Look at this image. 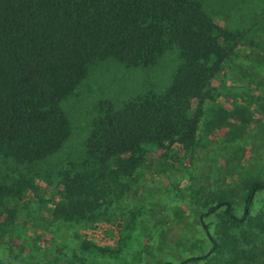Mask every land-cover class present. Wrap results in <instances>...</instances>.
Here are the masks:
<instances>
[{
	"label": "rangeland",
	"instance_id": "1",
	"mask_svg": "<svg viewBox=\"0 0 264 264\" xmlns=\"http://www.w3.org/2000/svg\"><path fill=\"white\" fill-rule=\"evenodd\" d=\"M200 2L217 24L241 38L228 67L211 80L212 95L202 103L193 147L143 145V163L122 176L123 195L97 209L103 210L101 218L54 217L59 171L82 168L85 140L100 102L119 106L148 92L161 94L179 58L172 47L151 66L127 68L114 59L92 64L61 101L71 124L62 148L31 168L0 156V181L14 184L13 176L20 172L33 179V186L18 195L1 197L6 209H15V217L0 233V264H161L198 255L205 258L186 264H264V190L255 192L249 216L241 222L230 220L220 202H228L240 217L249 184L264 182V0ZM240 68L249 73L244 76ZM204 225L217 242L215 252ZM124 226L129 234L125 241ZM84 239L120 252L83 250Z\"/></svg>",
	"mask_w": 264,
	"mask_h": 264
},
{
	"label": "trees",
	"instance_id": "2",
	"mask_svg": "<svg viewBox=\"0 0 264 264\" xmlns=\"http://www.w3.org/2000/svg\"><path fill=\"white\" fill-rule=\"evenodd\" d=\"M239 37L217 24L200 0H0V156L31 168L58 152L71 134L61 101L92 64L114 59L127 68L151 66L174 47L179 64L164 92H148L119 106L100 102L85 140L82 168L59 171L54 217L99 219L103 210L98 208L122 197V176H130L143 163V145L193 147L202 103L212 95L211 80L228 67ZM13 177L14 184L0 181L4 234L6 226L13 225L15 209H6L1 197L33 186L29 174ZM249 185L240 217L228 202L220 201L234 222L249 216L255 192L264 190L263 180ZM126 228L121 231L124 241L129 237ZM204 229L215 252L217 242L207 225ZM80 245L97 254L120 252L119 247L86 239Z\"/></svg>",
	"mask_w": 264,
	"mask_h": 264
}]
</instances>
